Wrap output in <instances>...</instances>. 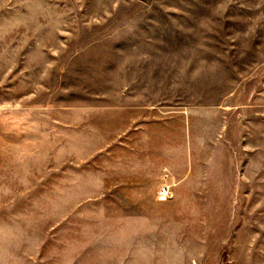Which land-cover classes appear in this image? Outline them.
Segmentation results:
<instances>
[{"label":"rangeland","instance_id":"rangeland-1","mask_svg":"<svg viewBox=\"0 0 264 264\" xmlns=\"http://www.w3.org/2000/svg\"><path fill=\"white\" fill-rule=\"evenodd\" d=\"M0 264H264V0H0Z\"/></svg>","mask_w":264,"mask_h":264},{"label":"built area","instance_id":"built-area-1","mask_svg":"<svg viewBox=\"0 0 264 264\" xmlns=\"http://www.w3.org/2000/svg\"><path fill=\"white\" fill-rule=\"evenodd\" d=\"M160 193H161V194H167V193H168L167 188L164 187V188L160 191Z\"/></svg>","mask_w":264,"mask_h":264}]
</instances>
